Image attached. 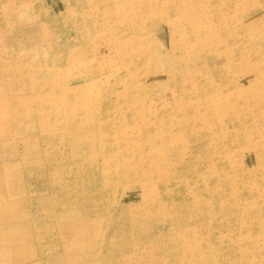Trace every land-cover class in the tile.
<instances>
[{
  "label": "rangeland",
  "instance_id": "obj_1",
  "mask_svg": "<svg viewBox=\"0 0 264 264\" xmlns=\"http://www.w3.org/2000/svg\"><path fill=\"white\" fill-rule=\"evenodd\" d=\"M0 264H264V0H0Z\"/></svg>",
  "mask_w": 264,
  "mask_h": 264
},
{
  "label": "bare ground",
  "instance_id": "obj_2",
  "mask_svg": "<svg viewBox=\"0 0 264 264\" xmlns=\"http://www.w3.org/2000/svg\"><path fill=\"white\" fill-rule=\"evenodd\" d=\"M176 103V102H175ZM231 108H233L230 104L227 106V110L229 111ZM135 127V126H134ZM136 128V127H135ZM252 142V141H251ZM116 158V157H115ZM120 177V176H119ZM159 184V183H158ZM157 185V184H156ZM155 188V187H154ZM157 188V187H156ZM160 189V188H159ZM156 190V189H155ZM260 221V220H259Z\"/></svg>",
  "mask_w": 264,
  "mask_h": 264
}]
</instances>
